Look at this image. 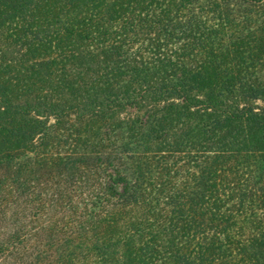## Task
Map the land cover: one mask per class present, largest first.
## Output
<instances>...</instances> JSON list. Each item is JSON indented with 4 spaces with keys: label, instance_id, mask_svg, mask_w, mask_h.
Wrapping results in <instances>:
<instances>
[{
    "label": "trees",
    "instance_id": "1",
    "mask_svg": "<svg viewBox=\"0 0 264 264\" xmlns=\"http://www.w3.org/2000/svg\"><path fill=\"white\" fill-rule=\"evenodd\" d=\"M0 264H264V0H0Z\"/></svg>",
    "mask_w": 264,
    "mask_h": 264
}]
</instances>
